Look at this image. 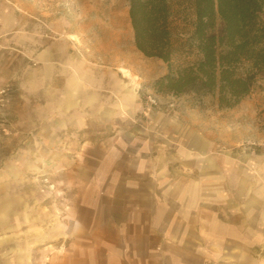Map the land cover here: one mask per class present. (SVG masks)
<instances>
[{"label": "rangeland", "instance_id": "1", "mask_svg": "<svg viewBox=\"0 0 264 264\" xmlns=\"http://www.w3.org/2000/svg\"><path fill=\"white\" fill-rule=\"evenodd\" d=\"M24 31L34 37L70 31L80 54L98 65L129 72L130 77L121 71L120 75L130 81L141 107L130 123L146 129L144 153L151 155V147L153 153L161 147L165 163H149L139 170V164L130 162L138 152L136 145L126 146L122 155L114 148H80L66 138L59 141L50 129L53 116L42 117L44 101L19 95L17 79L24 69L36 66L20 46ZM165 72L161 60L135 47L127 0H0V171L15 176L0 181L2 190L16 205L42 207L43 227L51 219L65 227L67 206L78 220L91 224L100 215L122 220L132 210L165 203L175 220L179 211L187 214L182 234L187 231L188 240L189 235L197 237V244L186 245L188 264L198 263L192 254L200 250L203 264H232L226 254L238 243L218 239L214 231L227 232V199L234 192L231 174L258 176L259 168L264 170V78L236 106L224 109L210 96L156 93L152 83ZM153 125H164L167 133L152 132ZM200 156L211 157L221 178L215 182L219 192L211 181L200 179ZM198 183L203 194L196 202L187 189ZM81 205L99 209L92 212ZM65 248L66 242L58 245L60 252Z\"/></svg>", "mask_w": 264, "mask_h": 264}, {"label": "crops", "instance_id": "2", "mask_svg": "<svg viewBox=\"0 0 264 264\" xmlns=\"http://www.w3.org/2000/svg\"><path fill=\"white\" fill-rule=\"evenodd\" d=\"M24 32L19 35L20 46H25V55L34 59L36 66L24 69L21 80L17 79L19 95L23 100L44 101L42 108L47 115L43 112L42 117L53 116L50 129L57 133L59 141L66 138L80 148L93 145L114 148L122 155L126 146L136 145L138 152L131 155L130 162L139 164V170L149 163H165L161 147L155 153L151 147V155L144 153L142 135L146 129L130 123L141 108L138 95L130 81L120 75L119 67L98 65L80 54L70 40L73 35L70 31L52 33L49 37ZM152 128L155 130L152 132L161 136L167 133L164 125ZM198 163L200 179L206 178L218 188L216 183L221 178L211 157L200 156ZM257 174L245 172L241 177L231 174L234 192L227 199V232L214 231L218 239L226 237L231 239L227 242L238 243L226 254L232 264H264V170L259 168ZM7 176L15 177L6 170L0 171V181ZM2 187L0 184V264H188L186 245L198 243L196 236L189 235L193 239L188 240L187 231L181 232L187 214L179 211L175 220L174 211L165 203L152 204L150 210L147 206L132 210L122 220L110 214L100 215L102 218L99 216L91 224L78 220L69 211L73 210L69 209L71 206H67L65 227L60 228L53 219L43 227L42 207L16 205L4 195ZM216 188L214 191L219 192ZM146 194L154 197L155 193L147 189ZM202 194L199 183L187 189V196H194L196 202ZM81 207L92 212L99 209ZM63 242L67 248L60 252L58 245ZM202 252L192 254L198 260L196 264H203Z\"/></svg>", "mask_w": 264, "mask_h": 264}, {"label": "trees", "instance_id": "3", "mask_svg": "<svg viewBox=\"0 0 264 264\" xmlns=\"http://www.w3.org/2000/svg\"><path fill=\"white\" fill-rule=\"evenodd\" d=\"M135 47L161 60L156 93L236 106L264 78V0H127Z\"/></svg>", "mask_w": 264, "mask_h": 264}, {"label": "bare ground", "instance_id": "4", "mask_svg": "<svg viewBox=\"0 0 264 264\" xmlns=\"http://www.w3.org/2000/svg\"><path fill=\"white\" fill-rule=\"evenodd\" d=\"M120 71L123 72L124 76H129L130 77V73L127 72L125 69L121 68Z\"/></svg>", "mask_w": 264, "mask_h": 264}]
</instances>
